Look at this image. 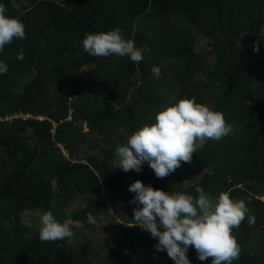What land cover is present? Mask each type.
I'll use <instances>...</instances> for the list:
<instances>
[{
    "label": "trees",
    "instance_id": "16d2710c",
    "mask_svg": "<svg viewBox=\"0 0 264 264\" xmlns=\"http://www.w3.org/2000/svg\"><path fill=\"white\" fill-rule=\"evenodd\" d=\"M0 4L26 31L0 52L8 66L0 74V264H139L140 249L153 252L152 264H174L136 228L133 210L142 205L131 203L129 176L165 192L196 196L199 186L245 200L256 222L246 218L233 230L241 246L233 264H264V0H27L22 16L11 0ZM116 28L143 50L141 62L84 50L85 34ZM203 39L206 51H198ZM169 88L175 97L164 103ZM186 98L223 113L230 134L206 140L191 164L164 179L147 163L140 173L116 169V147ZM88 134L114 142L89 155ZM192 175L199 180L190 183ZM47 211L61 223L79 221L83 238L42 242L40 227L22 216ZM89 213L99 227L87 222ZM188 258L212 264L194 247Z\"/></svg>",
    "mask_w": 264,
    "mask_h": 264
},
{
    "label": "clouds",
    "instance_id": "9594fccd",
    "mask_svg": "<svg viewBox=\"0 0 264 264\" xmlns=\"http://www.w3.org/2000/svg\"><path fill=\"white\" fill-rule=\"evenodd\" d=\"M25 7L27 0H11V8L21 16ZM6 13L7 7L0 4V52L14 39H26L25 25L20 17ZM82 44L84 50L95 57H130L136 63L144 59L143 50L136 47L134 40L126 39L120 28L85 34ZM252 47L254 52H259V42ZM16 59H25L23 49ZM7 71V64L0 61V74ZM151 71L156 79L160 78L159 67L154 66ZM231 131L223 113L197 103L195 98L182 99L158 112L154 123L133 131L126 143L116 147L112 163L125 173H140L147 163L158 179H164L179 169L181 162L191 164L200 143L209 139L218 141ZM119 132L124 134L125 128H120ZM129 191L135 193L131 203L142 205L133 210L136 228L156 239V250L166 251L174 264H191L188 252L193 247L200 261L211 258L212 264H233L241 252L233 230H238L246 218L249 226L256 222L245 200L233 199L230 192L213 197L197 186L198 195L193 196L155 189L140 180L130 185ZM87 222L99 227L91 213L87 215ZM73 223L80 222L66 220L61 223L52 211H47L39 217V239L42 242L67 240L71 244L70 225Z\"/></svg>",
    "mask_w": 264,
    "mask_h": 264
},
{
    "label": "rangeland",
    "instance_id": "374dc122",
    "mask_svg": "<svg viewBox=\"0 0 264 264\" xmlns=\"http://www.w3.org/2000/svg\"><path fill=\"white\" fill-rule=\"evenodd\" d=\"M207 45H208V41L203 39V40H201L200 46H198L197 50L198 51H201V50L206 51ZM89 70H90V67H83L81 69V73L89 72ZM174 94H175L174 89L169 88L168 90H166L162 94L163 95V102L164 103L165 102L166 103H171L174 100V97H175ZM207 106L211 109L210 105H207ZM83 129H84V132H86V133L88 132L86 127H84ZM100 138L101 137L99 135H97V134L96 135L88 134L89 147L87 148V150H89V151H84V152L89 154V155L90 154H95V153L98 152V148L97 147L105 149V148H107L106 145H110V144L112 145V142H114V140H112V141L110 140V143L106 144V143H103ZM205 141L200 143L199 147H201L204 144ZM84 152L81 153V154H77L75 156V159L76 160H83V158L85 156ZM64 154H65V152H64ZM188 179L191 180L190 183L197 182L199 180V176L198 175H192ZM135 181H137V179L134 176L127 177L126 178V189L129 190L130 185H132ZM101 197L105 198L104 189L101 191ZM263 201H264V199H263ZM36 214L37 213H32V212L24 213V215L22 217H23V220L26 223V225H28L30 227H32V226L33 227H40L39 216H38V214L37 215ZM68 220L71 221V219H68ZM70 227L72 228L73 236H77L79 238V240L83 238V236L85 235V232H84V230L82 229V227L79 224L77 225V224L73 223V224L70 225ZM253 246H254L255 250L259 249V245L257 243L253 244ZM153 255L154 254H153L152 251L145 250V249H140L139 252L137 253L136 259H137V262L139 264H152V262H153L152 256Z\"/></svg>",
    "mask_w": 264,
    "mask_h": 264
}]
</instances>
